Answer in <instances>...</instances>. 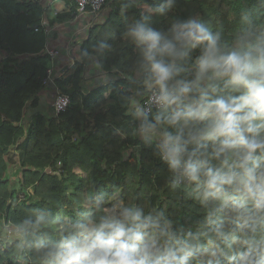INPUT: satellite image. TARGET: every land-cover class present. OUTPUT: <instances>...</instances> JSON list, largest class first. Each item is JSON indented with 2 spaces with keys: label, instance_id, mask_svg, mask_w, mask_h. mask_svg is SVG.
Wrapping results in <instances>:
<instances>
[{
  "label": "clouds",
  "instance_id": "obj_1",
  "mask_svg": "<svg viewBox=\"0 0 264 264\" xmlns=\"http://www.w3.org/2000/svg\"><path fill=\"white\" fill-rule=\"evenodd\" d=\"M176 2L117 0L121 15L143 7L121 34L135 51L121 75L135 87L122 97L131 126L115 133L152 148L200 219L182 224L122 189L96 190L73 216L36 207L0 221V251L18 264H264V0L240 11L230 37L191 15L155 28ZM115 51L97 40L80 59L108 84L98 58Z\"/></svg>",
  "mask_w": 264,
  "mask_h": 264
},
{
  "label": "trees",
  "instance_id": "obj_2",
  "mask_svg": "<svg viewBox=\"0 0 264 264\" xmlns=\"http://www.w3.org/2000/svg\"><path fill=\"white\" fill-rule=\"evenodd\" d=\"M254 3L177 0L167 17L154 15L153 26L165 30L172 19L199 16L214 29L222 27L225 36L230 37L238 28L240 11ZM142 7H131L121 15L117 0H107L103 7L109 9L107 17L90 25L75 63L58 79V87L70 93L71 104L55 115L53 111H39L40 92L49 90L51 110L56 92L54 86L43 82L52 59L46 48L48 33L41 24L45 13L42 0H0V215L19 220L33 208L48 207L73 216L87 195L115 188L146 209L166 207L179 223L200 219L198 206L186 200L183 193L170 190L166 165L155 157L152 148L138 137L115 133L116 128L127 131L131 126V118L122 108V97L127 86H135L109 72L113 79L108 84L98 83L87 89L84 67L89 62L82 61L80 54L91 50L97 40H105L116 51L98 58L103 70L119 68L126 72L135 60V51L121 34L131 18H139ZM75 12L71 0H65V6L49 20L72 19ZM50 45L58 44L54 40ZM109 87L113 90L106 95ZM29 104L37 111L25 120ZM15 157L20 170L18 181L27 196L20 203L13 199L11 172L8 174ZM77 167L88 176L77 172ZM10 198L12 203L8 202ZM0 264H18L16 254L0 251Z\"/></svg>",
  "mask_w": 264,
  "mask_h": 264
},
{
  "label": "crops",
  "instance_id": "obj_3",
  "mask_svg": "<svg viewBox=\"0 0 264 264\" xmlns=\"http://www.w3.org/2000/svg\"><path fill=\"white\" fill-rule=\"evenodd\" d=\"M43 7L45 9L43 22L45 23L46 30L48 32V41L46 44V48H57L62 53L59 55L55 62L60 67H68L69 62L71 61L70 57L68 56V50L70 54H75L76 56L79 55V45L82 39L86 36L88 29H82V23L80 20L72 21V19H67L64 21H54V23H51L49 19H54V17L57 16V13L59 10H61L65 6V0H42ZM55 3L56 6H55ZM71 4L75 6L73 3V0H71ZM53 8V12H55L54 15L49 14V10ZM55 10V11H54ZM109 9L102 10L97 17V20H104L108 15ZM76 25H75V24ZM77 30L73 31V28ZM53 39V40H52ZM56 41L57 46L50 45L51 42ZM69 46V49H66V47ZM65 48V51H64ZM67 52V53H66ZM84 75L85 79L89 82V86H93L95 84L101 83L100 82V72H98L96 69H94L91 65V63H88L84 67ZM104 72H107V70H103ZM109 74V72H107ZM111 76V75H110ZM49 90L45 89L40 92V94H43L45 98L49 99ZM39 94V96H40ZM40 99H42V95L40 96ZM46 99V100H47ZM80 168V167H79ZM81 169V168H80ZM16 171L17 169H13Z\"/></svg>",
  "mask_w": 264,
  "mask_h": 264
},
{
  "label": "built area",
  "instance_id": "obj_4",
  "mask_svg": "<svg viewBox=\"0 0 264 264\" xmlns=\"http://www.w3.org/2000/svg\"><path fill=\"white\" fill-rule=\"evenodd\" d=\"M107 0H73V3L75 4V15L72 18V21L80 20L82 23V29H89L90 25L94 23V21L97 20L98 14L103 10V7ZM76 22V21H75ZM42 25L45 26V23L42 21ZM75 24V23H74ZM76 25V24H75ZM38 25L35 26V29H38ZM77 32L75 27L73 28V31ZM48 33V32H47ZM66 49H69V46L66 47ZM48 53L51 56V63L47 67V72L43 78L44 85H52L54 88H56V92L54 93V101H53V109L52 111L55 113V115H58L60 112L65 111L71 104V95L69 92H65L62 89L58 87V79L62 77L65 73L68 67L72 66L75 63V54H70L68 50V56L70 57L71 61L68 63V67H60L56 64L55 60L56 58L61 55L64 52H61L57 48H47ZM65 51V48H64ZM107 72L117 73L121 75L123 72L119 68H112L110 70H107ZM122 76V75H121ZM141 100L145 99V97H141ZM27 199L25 192H19L15 198L16 201H21Z\"/></svg>",
  "mask_w": 264,
  "mask_h": 264
},
{
  "label": "rangeland",
  "instance_id": "obj_5",
  "mask_svg": "<svg viewBox=\"0 0 264 264\" xmlns=\"http://www.w3.org/2000/svg\"><path fill=\"white\" fill-rule=\"evenodd\" d=\"M56 4L57 3H55V6H56ZM49 14L50 15H54L55 14V12H53V8L49 10ZM90 87L91 86H88L87 89H89ZM41 95H42V99H40V102H39V111H42L45 114L51 113V111H52L51 110V101H49L47 98H45V96L43 94H40V96ZM35 111H37V109L31 107V105L29 104L26 107V111H25L26 119L25 120H30L31 117H32V114ZM16 158L17 157L14 158L12 165H13V168H15L17 170L14 171L13 168H12L11 171H8V174L11 172L10 189L13 190V192H15L14 196H13L14 201H15V198H16V196H17V194L19 192H25V190L20 187V184H19V181H18L19 180V176H20V170H19V166H18V162H17ZM76 171L79 172L81 175H83L85 177L88 176V174L86 172H84L82 169H80L79 167L76 168ZM8 202L12 203L13 200L10 198ZM15 202L20 203L22 201H15ZM0 217H1V221L7 219L5 214H1Z\"/></svg>",
  "mask_w": 264,
  "mask_h": 264
}]
</instances>
